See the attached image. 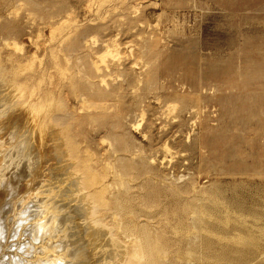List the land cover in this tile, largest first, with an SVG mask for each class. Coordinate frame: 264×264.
I'll use <instances>...</instances> for the list:
<instances>
[{
    "label": "rangeland",
    "instance_id": "obj_1",
    "mask_svg": "<svg viewBox=\"0 0 264 264\" xmlns=\"http://www.w3.org/2000/svg\"><path fill=\"white\" fill-rule=\"evenodd\" d=\"M65 111L63 127L108 186L107 223L125 244L139 237L136 264H264V11H217L212 0H0V184L15 163L27 182L11 215L42 183L76 178L52 132L51 114ZM59 157L68 169H57ZM66 182L75 222L44 238L30 224L36 215L20 217L11 242L0 235L11 264L42 243L68 244L76 257L86 246L80 264L122 258L103 230L86 241L80 192Z\"/></svg>",
    "mask_w": 264,
    "mask_h": 264
},
{
    "label": "bare ground",
    "instance_id": "obj_2",
    "mask_svg": "<svg viewBox=\"0 0 264 264\" xmlns=\"http://www.w3.org/2000/svg\"><path fill=\"white\" fill-rule=\"evenodd\" d=\"M104 81V80H103ZM98 90L100 91V93H103V91H105L104 89L101 91V89H99L98 88ZM212 90V89H211ZM217 90V89H216ZM15 95V94H14ZM13 98V97H12ZM18 98V97H17ZM16 100V99H15ZM17 103V102H16ZM84 103H86L87 105L89 104L90 106H94V107H101V108H103V109H106V106H104V105H99V104H95L94 102H90V101H84ZM12 104V103H11ZM22 104V103H21ZM13 105V104H12ZM14 105H15V101H14ZM20 105V104H19ZM18 106V105H17ZM19 107V106H18ZM193 109V108H192ZM52 116V117H51ZM51 116H50V118L52 119V121H53V124L56 126V129H50L52 132H54L55 134L54 135H56V134H60V136L62 135L63 137L61 138L60 137V140L62 141V139H63V142H60V140H58L57 138H56V136L54 137V139L56 138L57 139V141H59L58 143H57V150L59 151V150H63V149H60L62 146H64L63 148H64V152H63V154H65V156L63 155V157L65 158V157H67V160H64V161H68V160H70L69 161V166L71 165V167H72V169L76 172L75 174L77 175H75L74 174V176L76 177V178H74L73 176H72V179L74 178V183L72 182H70V177L68 178L69 179V182H66V180H61V179H63L64 177H63V175L64 174H67V171H69V170H66V172L61 176V179H59L58 181H63V182H61V183H63L64 184V181L66 182V183H68V185H69V183H71L72 184V186H73V184H74V186H75V190H77L78 192H80V194H76L77 195V198L79 199V196L81 197L77 202L79 203V205H77L78 206V210H80L81 211V213H82V216L84 217V223H83V225H85V231H87L85 234H87L86 235V241H87V239H88V241H89V235L91 236V237H93L91 234H94V233H96V230H97V233H96V236L100 233V232H102V230H103V232H107V234H109V237H110V242H112L113 243V245H117L116 247L118 248L120 245H122V246H124L125 247V249H123V248H121L122 250H123V253H124V255L122 256V251H120V250H118L119 251V253L121 252L122 254H120L121 255V259L119 260V261H117L116 262V260L117 259H115V262L116 263H114V264H136V262H139L142 258H144V255L143 254H141V252H139L138 250H137V243H138V241H140L139 240V237H137V239H131V238H129L128 240V243L126 242V244H125V242L121 239H119V236L117 235V233H116V229H117V226L115 225V224H108L107 223V220H106V218H107V211L109 210V204H110V202H109V199L107 198V195H106V191H107V185H106V183H105V181H104V176L103 175H100V174H98L97 172H95L94 170H93V168H92V166L90 165V162H89V160L88 159H85V158H83L81 155H80V148L78 147V145L76 144L77 142H75V140L73 141V139L68 135V129H66V127L64 128L63 127V121H64V118L67 116V112L65 111V113H56L55 115H53V114H51ZM43 119H44V117H43ZM42 119V121L44 122V120ZM47 120L49 119V118H46ZM46 120V121H47ZM49 121V120H48ZM50 122V121H49ZM45 123V122H44ZM53 124H51V125H53ZM68 124V123H67ZM44 125V124H43ZM47 125V124H46ZM46 125H44V126H46ZM65 126V125H64ZM134 126H135V124H134ZM39 127V126H38ZM34 128H35V126H34ZM46 129V128H45ZM37 130V129H36ZM47 130H48V128H47ZM29 131H31V130H29ZM43 131V130H42ZM49 131V130H48ZM68 131V132H67ZM32 133H33V131H32ZM36 133V132H35ZM46 133V132H45ZM47 134H49V133H47ZM46 134V135H47ZM52 134V133H51ZM45 135V134H44ZM50 135V134H49ZM53 135V134H52ZM51 135V137H53ZM48 136V135H47ZM50 137V138H51ZM58 137V136H57ZM28 138V137H27ZM44 138V137H43ZM47 138V137H46ZM48 139V138H47ZM56 139L54 140V142H57L56 141ZM22 140H24V139H22ZM28 140H30V138L28 139ZM49 140V139H48ZM19 141V140H18ZM21 141V140H20ZM50 141H51V139H50ZM53 141V140H52ZM25 142V141H24ZM33 142V141H32ZM26 143H27V140H26ZM29 143V142H28ZM20 144V143H19ZM33 144V143H32ZM50 144H51V142H50ZM50 144H48L49 146H51ZM53 144H55V143H53ZM52 144V145H53ZM28 145V144H27ZM27 145H25V146H27ZM29 145H30V143H29ZM37 145V144H36ZM43 145V144H42ZM44 145H46V146H48L47 145V142H46V144H44ZM19 146V145H18ZM23 146H24V144H23ZM31 146V145H30ZM33 146V145H32ZM4 147V146H3ZM20 147V146H19ZM44 147V146H43ZM53 147H54V145H53ZM53 147H51V148H53ZM30 148V147H29ZM50 148V147H49ZM50 148V149H51ZM13 149H14V147H13ZM25 149V148H24ZM27 149H28V147H27ZM45 149H48V148H45ZM53 149H55L54 151L56 152V148L54 147ZM19 150V149H18ZM17 150V151H18ZM38 150V149H37ZM36 150V151H37ZM41 150V149H40ZM22 151V150H21ZM31 150H29L28 152H30ZM46 151V150H45ZM44 151V152H45ZM51 151V150H50ZM49 150H48V152H50ZM60 151V152H61ZM2 152H4V151H2ZM34 152V151H33ZM40 152V151H39ZM54 152V153H55ZM89 152H91L90 150H89ZM88 152V153H89ZM16 153V152H15ZM26 153V152H25ZM35 153H38V152H35ZM45 153H47V152H45ZM45 153H43V154H45ZM56 153H59V152H56ZM18 154H19V152H18ZM27 154V153H26ZM32 154V153H31ZM34 154V153H33ZM50 154V153H49ZM62 154V153H61ZM6 155V154H5ZM21 155V154H20ZM35 155V154H34ZM48 155V154H47ZM51 155V154H50ZM53 155V154H52ZM51 155V156H52ZM60 155V154H59ZM59 155H57V156H59ZM8 156H10V155H8ZM19 156V155H18ZM39 156H40V154H39ZM45 156H46V154H45ZM50 156V157H51ZM56 156V157H57ZM61 156V155H60ZM25 157V156H24ZM46 157H48V156H46ZM55 157V156H54ZM63 157H59V158H57V159H59V163H61L62 164V166H61V164H59V166H57V169H61L62 167H64V165H63V163H62V161H61V159L63 160L64 158ZM28 158H29V155H28ZM45 158V157H44ZM23 159V158H22ZM37 159H38V161H39V158L37 157ZM48 159V158H47ZM51 159H53V158H51ZM50 159V160H51ZM8 160V159H7ZM18 160V159H17ZM45 160V159H44ZM49 160V159H48ZM53 160H55V159H53ZM6 161V160H5ZM24 161V160H23ZM28 161V160H27ZM32 161H33V159H32ZM56 161V160H55ZM58 161V160H57ZM91 161V160H90ZM9 162V161H8ZM17 162V161H16ZM29 162H31V161H29ZM42 162V161H41ZM51 162V161H50ZM53 162V161H52ZM14 163V162H13ZM20 163V162H19ZM35 163H36V161H35ZM47 163V162H46ZM45 163V164H46ZM54 163V162H53ZM53 163H51V164H53ZM56 163V162H55ZM71 163V164H70ZM21 165H23L22 163H20ZM19 164V165H20ZM30 164V163H29ZM37 164V163H36ZM44 164V165H45ZM50 164V163H49ZM57 164V165H58ZM66 164V163H65ZM6 165H7V163H6ZM15 165H16V163H15ZM15 165H14V172H11L12 174H10L9 176H6V178L1 182V184H0V235H1V238L3 239V235L6 233V235L5 236H7V238L9 239L8 240V242L10 241V238H11V235H13V234H11L12 232H14V231H16V230H14V228H17V227H15V224L19 221V218L20 217H22V216H24V215H26L27 217H28V215H36V217H37V219L36 218H33V219H35V220H33L32 221V223H30L31 224V226L33 227L32 229L34 230V233L36 234V236L38 235V233H41L42 231H45V232H43L44 233V238H45V233H48V232H50V235L49 236H55L56 235V232H57V234H58V231L60 232V230L62 229V228H64L65 227V225H64V227H62L63 226V224L65 223V222H62L63 224L61 225L60 223V221L61 220H65V219H69V217L71 216L70 214H68L67 212L69 211H67V209H66V203H65V201H64V198L66 199V196H67V194H66V196L64 197V193L63 192H65V189H64V191L63 190H61V186L63 185V184H61V183H59V182H57V180H55V179H57V176H54V177H56V178H53V177H50L51 179H53L54 181H56L57 183H59L61 186H59L58 184H52V182L51 183H45L44 182V179L42 180L41 179V181L42 182H44V183H42V182H40V184H41V186L39 187V188H36L37 189V191L34 193L35 195H34V197L33 198H31V199H29V200H27V201H24L23 203L22 202H20L21 200H20V198L19 199H17V198H15L16 200H19V202L20 203H22V205H19V206H23V208H22V210L20 211H17V212H13V211H15V210H13L12 212H13V214L11 215V213H10V211L12 210V208H11V204H12V202H13V198H14V196H15V194L17 193V190H18V188H19V190L20 189H24V188H20L21 186V184L22 185H25L26 183L24 182V184L23 183H21L22 182V180H24V173H25V170L23 171L22 169H18L17 167L15 168ZM21 165H20V167H21ZM28 165V164H27ZM27 165H25V166H27ZM31 165H32V163H31ZM47 165V164H46ZM45 165V166H46ZM55 166H56V164H54ZM53 165V166H54ZM10 166H12V164L10 165ZM9 166V167H10ZM49 166H51V165H49ZM48 166V167H49ZM54 166V167H55ZM69 166H65L67 169H68V167ZM35 167H36V165H35ZM64 167V168H65ZM1 168V167H0ZM5 168V167H4ZM25 168V167H24ZM28 168H29V166H28ZM38 168V167H37ZM50 168V167H49ZM63 168V169H64ZM45 169L46 170H48L46 167H45ZM52 169V168H51ZM50 169V170H51ZM56 169V168H55ZM11 171H13V168L12 169H10ZM9 170V171H10ZM72 170V171H73ZM8 171V170H7ZM8 171V172H9ZM33 171V170H32ZM51 171H54L53 169L51 170ZM64 171H65V169H64ZM72 171H69V173L70 172H72ZM73 171V172H74ZM31 172V171H30ZM58 172V171H57ZM60 172V171H59ZM61 172H63V171H61ZM29 173V172H28ZM37 173V172H36ZM51 172H49V174H50ZM30 174V173H29ZM43 174V173H42ZM62 174V173H61ZM51 175V174H50ZM49 175V176H50ZM56 175V174H55ZM71 175H73V173H71ZM38 176V175H37ZM36 176V177H37ZM48 176V175H47ZM47 176H46V178H47ZM65 176V175H64ZM67 176V175H66ZM70 176V175H69ZM29 177V176H28ZM33 178V177H32ZM60 178V177H59ZM67 178V177H66ZM29 179V178H28ZM26 181V180H25ZM46 181L48 182V181H50V180H48V179H46ZM32 182H34V181H32ZM31 182V183H32ZM21 183V184H20ZM30 183V185H33V184H35V183H33V184H31ZM37 184V183H36ZM39 184V185H40ZM71 184L68 186V187H72L71 186ZM27 185V184H26ZM30 185H28V186H30ZM66 185V184H65ZM20 186V187H19ZM33 186H35V185H33ZM73 186V187H74ZM31 187V186H30ZM64 187V186H63ZM32 188V187H31ZM31 188H30V191H31ZM65 188V187H64ZM63 189V188H62ZM67 189V188H66ZM69 189V188H68ZM73 189V190H74ZM18 190V191H19ZM72 190V191H73ZM74 190V191H75ZM23 191V190H22ZM32 191H33V189H32ZM61 191H63L62 193H61ZM67 191V190H66ZM73 191V192H74ZM69 192H70V189L68 190V194H69ZM76 192V191H75ZM26 193V192H25ZM29 193V192H28ZM67 193V192H66ZM71 193V192H70ZM77 193V192H76ZM27 194V193H26ZM18 195H20V194H18ZM22 195V194H21ZM31 195V194H30ZM23 196H25V195H23ZM22 196V197H23ZM70 196V195H69ZM32 197V196H31ZM73 198H75V195L73 194V196H72ZM71 197V198H72ZM26 198V197H25ZM25 198L23 199V200H25ZM72 198V199H73ZM67 199H69L68 201H70L71 199L70 198H68L67 197ZM76 198H75V202H76ZM71 202V201H70ZM69 202V203H70ZM74 202V201H73ZM15 204H16V202H14ZM64 203H65V205H64ZM68 203V202H67ZM68 203V204H69ZM77 203V204H78ZM18 204V203H17ZM16 204V205H17ZM12 205H14V204H12ZM68 206H70V205H68ZM67 206V207H68ZM15 207V206H14ZM70 208V207H69ZM75 208V207H74ZM30 212V214H28L29 212ZM67 211V212H66ZM77 211V210H76ZM79 211V212H80ZM28 212V213H27ZM73 212V211H72ZM27 213V214H26ZM71 213V212H70ZM80 213V214H81ZM10 214V215H9ZM69 215V217H67L68 215ZM77 215V214H76ZM26 216H25V218H26ZM79 217V216H78ZM83 217H81V219H83ZM28 218H30V219H32L30 216L28 217ZM22 219H23V217H22ZM27 219V218H26ZM29 219V221H31ZM71 219V218H70ZM70 219H69V221L68 222H70ZM74 219V218H73ZM25 220V219H24ZM28 220V219H27ZM27 220H26V223H27ZM73 220L71 219V222H72ZM60 222V223H59ZM68 222H67V224H68ZM73 222H75V221H73ZM118 223V222H117ZM18 224H19V222H18ZM57 224H60L61 226H60V228L61 229H59L58 227H57ZM70 224V223H69ZM69 224L67 225V228L69 227ZM74 225H76V224H74L73 223V225L72 224H70V226H74ZM5 226H7V230H6V232H5ZM18 226V225H17ZM23 227H27L26 225L24 226V225H22ZM31 226L29 227V228H31ZM120 226V224L118 225V227ZM20 227V226H19ZM27 227V228H28ZM75 227V226H74ZM56 228H58V229H56ZM79 228V227H78ZM83 228H84V226H83ZM32 229L30 230V231H32ZM56 229V230H55ZM65 229L66 228H64V229H62V230H64V233L63 234H65ZM70 229V228H69ZM69 229L67 230V231H69ZM74 229V228H73ZM75 229H77V228H75ZM14 230V231H13ZM21 230V229H20ZM51 230L53 231V232H51ZM98 230L100 231L99 233H98ZM67 231H66V233H67ZM73 231V230H72ZM69 232H71V230L69 231ZM20 233V232H19ZM25 233V232H24ZM43 233H42V235H43ZM76 232H74V234H75ZM11 234V235H10ZM18 234V232H16V235ZM21 235H22V233H20ZM20 234H19V236H20ZM28 234H30V232H28ZM28 234L27 235H25V236H28ZM32 234V233H31ZM68 234H72V233H67V235ZM77 235H78V232L76 233ZM102 234V233H101ZM106 234V237L108 236ZM123 234V233H122ZM9 235H10V238H9ZM59 235V234H58ZM61 235V234H60ZM66 235V234H65ZM124 235V234H123ZM14 236V235H13ZM25 236H24V240H27V239H25ZM29 236H31V235H29ZM32 236H35V235H33L32 234ZM31 236V237H32ZM40 236V235H39ZM38 236V237H39ZM48 236V237H49ZM82 236V235H81ZM94 236H95V234H94ZM100 236V235H99ZM101 236H103L104 237V234L103 235H101ZM38 237H37V239H38ZM57 237H59V236H57ZM60 237H63V236H60ZM106 237H104L105 239H106ZM5 238V237H4ZM7 238H5V239H7ZM13 238V237H12ZM17 238H20V237H17ZM23 238V237H22ZM27 238H29V237H27ZM40 238V237H39ZM49 238H51V237H49ZM48 238V239H49ZM54 238V237H53ZM52 238V239H53ZM70 238V237H69ZM68 238V239H69ZM71 238H75V237H73V235H71ZM97 238H98V236H97ZM103 238V239H104ZM2 239L0 240V248L3 246L2 244H3V241L5 240H3L2 241ZM14 239H15V237H14ZM21 239V238H20ZM41 239H42V237H41ZM68 239H67V241H68ZM85 239V238H84ZM90 239H92V238H90ZM93 239H96L95 237L93 238ZM108 239V238H107ZM23 240V241H24ZM29 240H30V238H29ZM32 240V239H31ZM34 240V239H33ZM56 240V239H55ZM61 240V239H60ZM59 240V241H60ZM70 240V239H69ZM77 240V239H76ZM98 240H99V238H98ZM101 240H102V237H101ZM100 240V241H101ZM12 241V240H11ZM10 241V242H11ZM17 241V239L14 241V242H16ZM20 241V240H19ZM37 241V240H36ZM44 241V240H43ZM57 241V240H56ZM93 240H90V242L93 244V242H92ZM95 241V240H94ZM97 241V240H96ZM109 241V240H108ZM108 241L106 242V243H108ZM26 242V241H25ZM27 242H29V241H27ZM34 241H31V244H30V242H29V244H30V246L31 245H33V247H34V244H36V243H34V244H32ZM48 242V241H47ZM47 242H45L47 245H49ZM58 242V241H57ZM62 242H64V240L62 241ZM62 242H60V243H62ZM71 242H73V240H71ZM121 242V243H120ZM122 242H124L123 244H122ZM4 243H5V241H4ZM17 244L19 243V242H16ZM39 243V242H38ZM70 243V242H69ZM75 243V242H74ZM74 243H73V245H74ZM84 243V242H83ZM95 244H96V242H94ZM100 243H102V242H100ZM112 243H109V244H111L110 246H108L107 248H109V249H107L108 251V254H109V250H111L112 251V253L114 252V250L113 249H115L114 247H113V245H112ZM8 244V243H7ZM11 244V243H10ZM29 244L27 245L28 247H29ZM58 244L59 243H56V245H54L53 247H44L43 246V243H42V245H41V253L38 251V253L37 252H35V247L33 248H30L31 249V251H28V247H26V245H25V247L27 248V251L28 252H30V253H33V250H34V252L36 253L35 255H34V253H33V255H31L30 254V257L29 258H24L25 260V262L26 261H28L29 262V264H35V263H39V264H42L43 262H44V260H49L51 263L50 264H56V263H58L59 261H62V260H66V261H68L69 263L68 264H72V262H76L77 260V257L78 256H80L82 253H83V250L86 248V246H85V248L84 249H82L81 248V250H82V253L81 254H79L77 257L75 256V255H77V254H75L74 256H75V258H73L74 256H73V251H72V253H70V250H72V249H70L71 247H69V245L67 244V248H69V249H67L66 251H64V252H61L60 250H58L57 248H55V247H58ZM64 244V243H63ZM66 244V243H65ZM71 244V243H70ZM80 244H81V242H80ZM103 244V243H102ZM102 244H100V246L102 245ZM105 244V243H104ZM20 245V244H19ZM21 245H22V243H21ZM20 245V246H21ZM78 245V244H77ZM77 245L75 244V246L77 247ZM82 245V244H81ZM89 245V244H88ZM94 245V244H93ZM97 245H99V242L96 244V247H97ZM119 245V246H118ZM7 246V245H6ZM61 246V245H60ZM59 246V247H60ZM74 246V247H75ZM80 246V245H79ZM77 247V249H79L80 250V247ZM84 246V245H83ZM107 246V245H106ZM22 247V246H21ZM24 247V248H25ZM36 247H38V246H36ZM62 247H64V246H62ZM65 247H66V245H65ZM74 247H73V249H74ZM76 247H75V249H76ZM82 247V246H81ZM95 247V248H96ZM103 246H101V248H102ZM112 247V249H110ZM15 248V247H14ZM100 248V247H99ZM3 249H4V246H3ZM6 249V248H5ZM5 249L3 250L4 251V253L3 254H1V256H0V264H11V263H13L12 262V260L13 259H15L13 256H14V253H7L9 250H8V248H7V250L5 251ZM10 249H11V247H10ZM23 249V248H22ZM33 249V250H32ZM65 249V248H64ZM63 249V250H64ZM74 249V250H75ZM89 249V248H88ZM87 249V250H88ZM105 248H103L102 250H103V252H105L106 253V251H104V250H106ZM37 250H40V249H37ZM78 250V252H80ZM101 250V251H102ZM22 251V250H21ZM24 251H25V249H24ZM100 251V252H101ZM116 251H117V249H116ZM74 252H76V250L74 251ZM85 252V251H84ZM17 253V252H16ZM21 254H23V252H20ZM25 253H26V251H25ZM24 253V255H23V257L26 255V256H28L29 255V253L28 254H25ZM96 253H98V252H96ZM112 253H110V254H112ZM115 253V252H114ZM20 254V255H21ZM38 254V255H37ZM84 254V253H83ZM86 254V253H85ZM87 254H88V252H87ZM99 254V253H98ZM98 254H96V255H98ZM116 254L117 255H115V254H112V255H115V256H113V257H111V256H109V260H110V257L114 260V257H116V256H118L119 254H118V252H116ZM19 255V254H18ZM94 255V254H93ZM95 255V256H96ZM104 255V254H103ZM106 255H107V253H106ZM15 256H17V255H15ZM20 257H22V256H20ZM22 257V258H23ZM106 257V256H105ZM12 258V259H11ZM96 258V257H95ZM104 258V257H103ZM108 258V257H107ZM116 258H118V257H116ZM17 259H18V257H17ZM28 259V260H27ZM98 259V258H97ZM105 259V258H104ZM111 259V260H112ZM153 259V258H152ZM19 260H20V258H19ZM76 260V261H75ZM79 260H81L82 261V259H81V256H80V259ZM101 260V259H100ZM113 260H112V264H113ZM137 260V261H136ZM23 261V260H22ZM95 261V260H94ZM93 261V262H94ZM105 261V260H104ZM106 261H107V259H106ZM151 261H154V260H151ZM11 262V263H10ZM28 262L26 263V264H28ZM48 262V261H47ZM98 262V261H97ZM100 262V261H99ZM101 262H103V261H101ZM100 262V263H101ZM108 262V261H107ZM155 262V261H154ZM76 263H79V262H76ZM76 263H74V264H76ZM83 263V262H82ZM104 263H106V262H104ZM156 263V262H155ZM25 264V263H24ZM44 264V263H43ZM63 264V263H62ZM80 264V263H79ZM84 264V263H83ZM107 264V263H106ZM110 264V263H109Z\"/></svg>",
    "mask_w": 264,
    "mask_h": 264
},
{
    "label": "crops",
    "instance_id": "obj_3",
    "mask_svg": "<svg viewBox=\"0 0 264 264\" xmlns=\"http://www.w3.org/2000/svg\"><path fill=\"white\" fill-rule=\"evenodd\" d=\"M217 11H264V0H212Z\"/></svg>",
    "mask_w": 264,
    "mask_h": 264
}]
</instances>
